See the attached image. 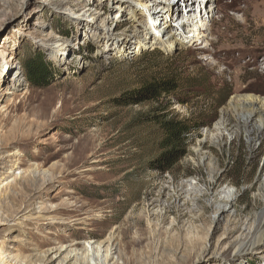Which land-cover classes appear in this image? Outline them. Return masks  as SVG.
Segmentation results:
<instances>
[{"label": "rangeland", "instance_id": "obj_1", "mask_svg": "<svg viewBox=\"0 0 264 264\" xmlns=\"http://www.w3.org/2000/svg\"><path fill=\"white\" fill-rule=\"evenodd\" d=\"M136 1L0 0V47L21 71L0 96V264H68V246L69 264H105L90 242L116 264H264V249L234 254L264 232V117L230 103L264 97V0H214L213 15L206 0H164L189 22L200 7L209 30L168 50L138 48L140 13L163 0ZM35 55L45 88L23 76ZM170 79L175 93L139 102ZM161 113L208 124L169 174L149 167Z\"/></svg>", "mask_w": 264, "mask_h": 264}, {"label": "bare ground", "instance_id": "obj_2", "mask_svg": "<svg viewBox=\"0 0 264 264\" xmlns=\"http://www.w3.org/2000/svg\"><path fill=\"white\" fill-rule=\"evenodd\" d=\"M214 0H206L207 3L203 4V6H208L207 8L210 10L209 15L215 13L214 10L211 9ZM138 0L136 1V3ZM157 2V1H156ZM140 6L142 8H148L146 6L144 0H140ZM204 8V7H203ZM165 9H169L166 3L163 0V3H159L155 6L154 11L152 14H146V16L140 13V25L144 28L142 32L137 31L136 36H140L139 41V49L149 48V50L154 49H167L169 47H182V49L186 48V46L192 47L194 44H207L209 37L207 19H204V14L200 7L197 8L196 12H194V18L189 22L186 19V16L176 13H171L170 10H167V13H164ZM159 10L158 12H156ZM85 11H90V8H86ZM90 13V12H89ZM87 13V15L89 14ZM213 15V14H212ZM157 23H160L159 26L155 27ZM186 31V33H185ZM161 32H163L162 37H160ZM187 34V36H186ZM164 38V39H163ZM123 48V47H122ZM59 49H56V53L59 54ZM77 60L79 57H76ZM14 57L12 54L8 53V50L3 49L0 47V77L3 81L8 83V88L6 90H1L2 92L0 96H7L12 95L13 90L20 86L21 83V76L19 67L16 66V63H13ZM12 71H14L12 73ZM231 105H244L247 107L252 113L260 114L264 117V97L261 96H234L230 100ZM9 156H13V154H9ZM10 174V172H7ZM3 190V189H2ZM1 192V191H0ZM228 194V193H227ZM4 197V196H3ZM232 199L231 194L227 195L224 198L225 207H229L230 201ZM2 200V195L0 193V202ZM246 229V228H244ZM251 227L248 228L247 233H250ZM83 249L85 250V255L93 253L94 251L96 254L103 259L105 264H116L117 258L115 257L116 249L114 247L103 248H96L94 247L91 242L82 244ZM63 246L59 247L57 253H61L63 250ZM264 249V232L262 236L258 237L254 242H252L248 246H244L241 249H237L235 251L236 260H243L242 253L244 251L250 252L251 254L254 252H258ZM67 249H65L66 251ZM78 259V254L75 248L72 246H68V264L72 261H76ZM5 261V260H4ZM18 264H29L25 258H17L16 259ZM0 262L1 260V251H0ZM8 264H10L8 262Z\"/></svg>", "mask_w": 264, "mask_h": 264}, {"label": "trees", "instance_id": "obj_3", "mask_svg": "<svg viewBox=\"0 0 264 264\" xmlns=\"http://www.w3.org/2000/svg\"><path fill=\"white\" fill-rule=\"evenodd\" d=\"M22 67L23 76L30 86L45 88L50 84L52 71L39 55L27 58L22 62ZM178 89L179 86L175 80H158L144 86L141 97L137 96V98L139 102L150 99L159 101L169 97ZM169 114H157L150 120L157 129L159 138L156 144L157 157L149 164V167L153 171L164 174L171 173L176 164L187 154L190 137L208 126L203 121V116L178 120Z\"/></svg>", "mask_w": 264, "mask_h": 264}, {"label": "water", "instance_id": "obj_4", "mask_svg": "<svg viewBox=\"0 0 264 264\" xmlns=\"http://www.w3.org/2000/svg\"><path fill=\"white\" fill-rule=\"evenodd\" d=\"M3 34V33H2ZM2 34H0V35H2Z\"/></svg>", "mask_w": 264, "mask_h": 264}]
</instances>
